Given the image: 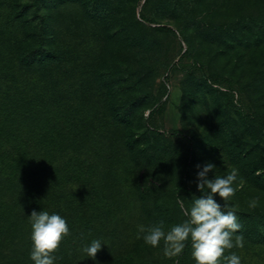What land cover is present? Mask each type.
<instances>
[{
  "label": "rangeland",
  "instance_id": "rangeland-1",
  "mask_svg": "<svg viewBox=\"0 0 264 264\" xmlns=\"http://www.w3.org/2000/svg\"><path fill=\"white\" fill-rule=\"evenodd\" d=\"M0 264H264V0H0Z\"/></svg>",
  "mask_w": 264,
  "mask_h": 264
}]
</instances>
